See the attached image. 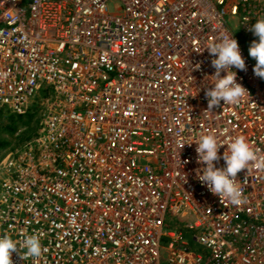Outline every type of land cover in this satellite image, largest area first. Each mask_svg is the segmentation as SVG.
Segmentation results:
<instances>
[{
  "label": "built area",
  "instance_id": "built-area-1",
  "mask_svg": "<svg viewBox=\"0 0 264 264\" xmlns=\"http://www.w3.org/2000/svg\"><path fill=\"white\" fill-rule=\"evenodd\" d=\"M6 113L0 264H264V0H0Z\"/></svg>",
  "mask_w": 264,
  "mask_h": 264
},
{
  "label": "trees",
  "instance_id": "trees-1",
  "mask_svg": "<svg viewBox=\"0 0 264 264\" xmlns=\"http://www.w3.org/2000/svg\"><path fill=\"white\" fill-rule=\"evenodd\" d=\"M22 120L24 124H20L19 120ZM39 119L36 118L35 114H26V115H15L6 113L4 116L0 118V134L6 133L10 136L14 144L9 147L8 150L14 149L17 145L23 143L26 139L32 137L36 134V130L38 128ZM22 129L20 134L18 135L16 132L19 129ZM11 142H7L4 139H0V146H8Z\"/></svg>",
  "mask_w": 264,
  "mask_h": 264
},
{
  "label": "rangeland",
  "instance_id": "rangeland-1",
  "mask_svg": "<svg viewBox=\"0 0 264 264\" xmlns=\"http://www.w3.org/2000/svg\"><path fill=\"white\" fill-rule=\"evenodd\" d=\"M230 24L232 25V31H234V32H238L237 30H238V28H237V26H236V23H235V21H230ZM237 34V33H236ZM237 38L239 39V41L241 42V40H242V42L245 44V46L249 49V51L254 55V57L255 58H257L258 59V57L259 56H257L256 55V53H257V49H255L254 47H252L251 46V44L249 43V42H247L246 41V39H244V37L242 36V35H240V37L239 36H237ZM19 123L20 124H24L23 122H22V120L20 119L19 120ZM0 139H4V140H6L7 142H11V144L10 145H8V146H3V148H2V146H0V161H1V159H2V157L5 155V153L7 152V151H9L8 149H9V147L10 146H12L13 144H14V141H13V139L10 137V136H8L6 133H1L0 134Z\"/></svg>",
  "mask_w": 264,
  "mask_h": 264
}]
</instances>
